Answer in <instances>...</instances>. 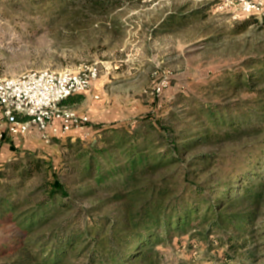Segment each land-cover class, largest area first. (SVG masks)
<instances>
[{
    "label": "rangeland",
    "instance_id": "374dc122",
    "mask_svg": "<svg viewBox=\"0 0 264 264\" xmlns=\"http://www.w3.org/2000/svg\"><path fill=\"white\" fill-rule=\"evenodd\" d=\"M94 1L0 0V74L78 72L92 64L99 68L91 91L71 98L68 105L91 117L84 132L72 131L52 143H45L33 132L27 140L19 139L17 151L10 154L4 153L0 139V194L24 201L34 192L29 200L33 201L41 183L54 173L73 193L85 188L93 191L77 198L75 207L56 221L57 226L71 228L93 216H115L117 205L102 206L113 193L95 189V183L89 182L95 180L85 175L87 156L90 153L101 160L97 149L110 148L119 141L121 135L107 136L101 130L127 128L134 120L147 117L155 127L147 124L142 132L148 140L156 141L154 150L158 147L164 152L169 142L190 144L186 152L181 148L183 161L191 163L190 180L202 183L208 194L219 193L223 189L219 185L227 183L242 193L246 184L241 185V177L257 185L254 192H264L260 182L264 180V120L247 117L239 122L232 119L235 123L230 125H216L202 109L204 103L212 102L220 106L216 111L231 115L236 110L245 112L240 99H258L246 88L222 91L238 76L258 78L264 70V17L234 19L217 10L215 0H107L106 12ZM173 15L187 17L165 26L163 22ZM163 78L170 85L159 97L153 88ZM161 131L166 137L159 143ZM203 155L212 158L199 163L197 157ZM257 155L261 162H256ZM27 159L45 164L42 171L22 178L23 169L29 167ZM114 159L124 163L129 158L119 151ZM6 163L12 166L6 167ZM179 165L164 167L148 181H161ZM181 168L176 181H184ZM32 204L24 208L30 209ZM88 208L95 209L88 213ZM247 215L237 231L240 241L248 239L254 249L247 258L232 259L224 249H218V242L210 247L199 241L191 235L194 224L192 232L158 246L164 264H264V196ZM17 227L9 214H0V260H10L22 243L23 234Z\"/></svg>",
    "mask_w": 264,
    "mask_h": 264
},
{
    "label": "trees",
    "instance_id": "16d2710c",
    "mask_svg": "<svg viewBox=\"0 0 264 264\" xmlns=\"http://www.w3.org/2000/svg\"><path fill=\"white\" fill-rule=\"evenodd\" d=\"M107 2L95 0L94 5L106 12L109 11ZM186 17L173 15L163 24H176ZM259 75L258 78L252 77V74L241 78L238 76L222 91L227 93L246 88L257 94L258 99H240L245 112L236 110L225 116L216 111L220 107L218 104L204 103L202 109L206 110L209 122L230 125L247 117L264 120V88L257 89L264 82V70ZM70 100L64 104L69 105ZM225 107L229 108L227 105ZM147 124L155 127L147 117L134 120L127 128L103 129L101 133L104 135H121L119 141L110 148L97 149L101 160L87 153L89 162L85 175L95 180L89 181L95 183V189L113 193L112 197L102 202V206L117 205L115 216H93L85 224L73 225L71 228L57 226L56 221L75 207L77 198L93 191L85 188L73 193L54 173L41 183L39 191H36L39 195L33 201L29 200L33 198L34 192L24 201H16L11 194H0V214H9L23 234V241L13 250L12 258L0 260V264H75V261L78 264H164V255L158 246L171 243L175 236L192 232L194 224L195 232L191 235L199 241L210 247L218 242V249H224L232 259L250 256L254 249L248 239L240 241L237 231L241 230L239 227L244 224V219L249 216L247 214H251V209L264 196V192H254L257 185H252L251 179L241 177V185L246 184L242 193L227 183L219 185L223 188L217 191L219 193L208 194L202 183L190 180L191 171L188 168L191 163L183 161L181 148L186 152L190 144L177 142L170 145L169 142V148L164 152H159L158 147L154 150L156 141L148 140L142 132ZM165 137L161 131L157 142L161 143ZM141 139L144 141L141 142ZM119 151L129 158L124 163L114 159L115 153ZM210 158V155L197 157L201 161L199 163L208 162ZM255 158L256 162L262 161L260 155ZM27 160L29 167L23 169L22 178L36 170L42 171L45 164L40 160ZM107 164L110 166L104 168ZM172 164L180 165L169 176H163L161 181H148L149 176ZM5 166L10 168L12 165L6 163ZM180 168L184 181H176ZM260 180L264 185V180ZM29 202L33 203L31 208L25 209ZM92 209L95 208H88V213ZM233 228L237 230L233 231Z\"/></svg>",
    "mask_w": 264,
    "mask_h": 264
},
{
    "label": "built area",
    "instance_id": "2783aa9c",
    "mask_svg": "<svg viewBox=\"0 0 264 264\" xmlns=\"http://www.w3.org/2000/svg\"><path fill=\"white\" fill-rule=\"evenodd\" d=\"M215 8L234 19L264 17V0H217ZM98 77L96 64L78 72L44 70L16 77L0 74V139L24 137L33 129L42 141L52 143L72 131L84 132L91 123L90 116L77 113L64 102L90 92ZM169 85L170 81L163 78L153 94L160 97Z\"/></svg>",
    "mask_w": 264,
    "mask_h": 264
},
{
    "label": "crops",
    "instance_id": "0c3cea01",
    "mask_svg": "<svg viewBox=\"0 0 264 264\" xmlns=\"http://www.w3.org/2000/svg\"><path fill=\"white\" fill-rule=\"evenodd\" d=\"M91 118V117H90ZM33 132H36L35 130H31L26 136H24V137H19V138H15V137H6V138H9L10 139V141L11 142H6V140H4L3 139V141H2V145H1V148L4 150V153H8L9 152V154L10 153H14V151L16 150L17 151V148H18V146L16 145L17 143V141L19 140V139H26L27 137H28V135H30L31 133H33ZM27 140V139H26ZM6 155H8V154H6ZM9 156V155H8ZM6 157V156H5ZM4 158H2V160H3Z\"/></svg>",
    "mask_w": 264,
    "mask_h": 264
}]
</instances>
